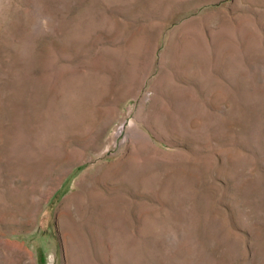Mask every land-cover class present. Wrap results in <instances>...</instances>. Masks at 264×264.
Returning <instances> with one entry per match:
<instances>
[{"label": "rangeland", "instance_id": "rangeland-1", "mask_svg": "<svg viewBox=\"0 0 264 264\" xmlns=\"http://www.w3.org/2000/svg\"><path fill=\"white\" fill-rule=\"evenodd\" d=\"M0 264H264V0H0Z\"/></svg>", "mask_w": 264, "mask_h": 264}]
</instances>
